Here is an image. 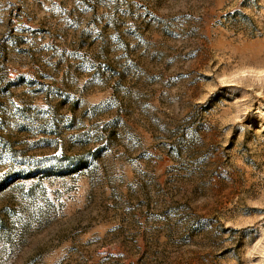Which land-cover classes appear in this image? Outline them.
Instances as JSON below:
<instances>
[{"label":"rangeland","instance_id":"374dc122","mask_svg":"<svg viewBox=\"0 0 264 264\" xmlns=\"http://www.w3.org/2000/svg\"><path fill=\"white\" fill-rule=\"evenodd\" d=\"M0 264H264V0H0Z\"/></svg>","mask_w":264,"mask_h":264}]
</instances>
